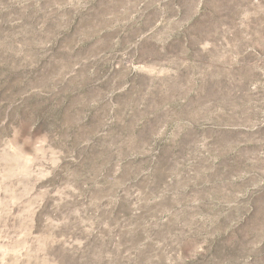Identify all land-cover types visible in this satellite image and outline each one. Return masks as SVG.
Segmentation results:
<instances>
[{"label": "rangeland", "instance_id": "1", "mask_svg": "<svg viewBox=\"0 0 264 264\" xmlns=\"http://www.w3.org/2000/svg\"><path fill=\"white\" fill-rule=\"evenodd\" d=\"M0 264H264V0H0Z\"/></svg>", "mask_w": 264, "mask_h": 264}]
</instances>
